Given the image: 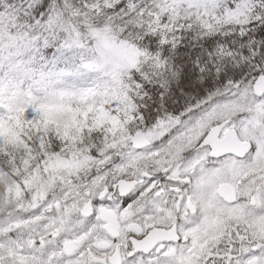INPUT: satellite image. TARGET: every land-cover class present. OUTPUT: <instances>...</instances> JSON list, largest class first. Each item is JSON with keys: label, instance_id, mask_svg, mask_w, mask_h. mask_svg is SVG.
Listing matches in <instances>:
<instances>
[{"label": "snow or ice", "instance_id": "1", "mask_svg": "<svg viewBox=\"0 0 264 264\" xmlns=\"http://www.w3.org/2000/svg\"><path fill=\"white\" fill-rule=\"evenodd\" d=\"M0 264H264V0H0Z\"/></svg>", "mask_w": 264, "mask_h": 264}]
</instances>
